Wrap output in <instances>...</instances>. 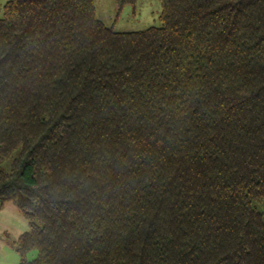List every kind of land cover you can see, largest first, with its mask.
<instances>
[{"label": "trees", "instance_id": "trees-1", "mask_svg": "<svg viewBox=\"0 0 264 264\" xmlns=\"http://www.w3.org/2000/svg\"><path fill=\"white\" fill-rule=\"evenodd\" d=\"M159 1L136 32L93 0L3 6L19 264H264V0Z\"/></svg>", "mask_w": 264, "mask_h": 264}, {"label": "rangeland", "instance_id": "rangeland-1", "mask_svg": "<svg viewBox=\"0 0 264 264\" xmlns=\"http://www.w3.org/2000/svg\"><path fill=\"white\" fill-rule=\"evenodd\" d=\"M9 0H0L2 8ZM95 13L106 26L119 32H136L159 25L161 5L159 0H136L134 5H126L120 10L115 0H93ZM1 166L9 170L7 160ZM28 230L24 214L14 202L0 203V264H19L20 257L15 242Z\"/></svg>", "mask_w": 264, "mask_h": 264}]
</instances>
